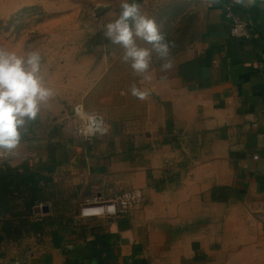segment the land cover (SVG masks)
<instances>
[{
    "label": "crops",
    "instance_id": "0c3cea01",
    "mask_svg": "<svg viewBox=\"0 0 264 264\" xmlns=\"http://www.w3.org/2000/svg\"><path fill=\"white\" fill-rule=\"evenodd\" d=\"M165 1L138 3L148 13ZM229 1L248 37H232L219 4L203 1L206 34L169 56L167 72L153 56L151 79L134 76L151 93L140 100L103 86L118 45L100 25L116 18L117 0H97L107 7L88 20L70 0H0V17L29 6L45 15L35 25L44 36L0 46L39 50L55 92L0 155V166L39 173L44 208L37 240L0 246V264H264V165L249 161L264 156V0ZM76 103L103 114L102 139L76 133ZM94 192L122 195L126 211L78 217Z\"/></svg>",
    "mask_w": 264,
    "mask_h": 264
},
{
    "label": "clouds",
    "instance_id": "9594fccd",
    "mask_svg": "<svg viewBox=\"0 0 264 264\" xmlns=\"http://www.w3.org/2000/svg\"><path fill=\"white\" fill-rule=\"evenodd\" d=\"M116 7V18L101 23L100 29L105 39L123 48V62L130 64L136 76L150 80L149 69L155 54L164 61L161 71H169L173 67L169 59L171 42L161 32L155 18L142 12L138 0H117ZM138 39L151 47L139 46ZM130 92L140 100L151 94L150 90L137 87L135 82ZM54 96V90L45 79L39 50L29 46L18 54L0 46V155L10 154L18 148L21 129L35 121L42 107Z\"/></svg>",
    "mask_w": 264,
    "mask_h": 264
},
{
    "label": "rangeland",
    "instance_id": "374dc122",
    "mask_svg": "<svg viewBox=\"0 0 264 264\" xmlns=\"http://www.w3.org/2000/svg\"><path fill=\"white\" fill-rule=\"evenodd\" d=\"M71 5L78 6L75 18H91V14L98 12L97 16L102 15L107 5L101 3L95 5L97 0H70ZM205 2V1H204ZM202 0H167L157 4V8L147 14L157 21L161 32L166 39L170 41V55L184 56L191 49L192 44L206 34L207 30V8L203 6ZM69 10V9H67ZM43 12L37 7L31 6L20 8L15 15L7 18L0 17V39L22 37L26 39L44 36L40 30L35 28L37 20L44 18ZM137 44L146 47V43L137 40ZM150 47V46H147ZM26 48V46H25ZM115 54L117 60L114 61L110 68L108 77L103 80V86L107 89H119L131 87L134 81V72L131 71L129 63L122 60L124 50L118 45ZM153 56L156 57L155 54ZM22 200V195L18 194ZM43 207H33L27 216L17 219L16 222L0 221V246L9 244H21L23 242L37 240L35 234L42 226V221H37ZM20 211V202L17 207H12L11 212Z\"/></svg>",
    "mask_w": 264,
    "mask_h": 264
},
{
    "label": "built area",
    "instance_id": "2783aa9c",
    "mask_svg": "<svg viewBox=\"0 0 264 264\" xmlns=\"http://www.w3.org/2000/svg\"><path fill=\"white\" fill-rule=\"evenodd\" d=\"M208 1V0H202ZM223 9L224 16L229 25V34L232 37H248V29L245 18L242 17V7L229 0H214ZM72 119L77 120L75 124L76 133L85 141L91 138L102 139L108 131V123L97 110L85 109L81 103H76L72 111ZM252 164L262 162L264 156L254 153L250 160ZM126 211V202L122 195L115 196L111 200H105L100 193L94 192L82 201L76 212L78 217L91 216H116Z\"/></svg>",
    "mask_w": 264,
    "mask_h": 264
},
{
    "label": "trees",
    "instance_id": "16d2710c",
    "mask_svg": "<svg viewBox=\"0 0 264 264\" xmlns=\"http://www.w3.org/2000/svg\"><path fill=\"white\" fill-rule=\"evenodd\" d=\"M40 175L29 169L26 164L0 166V221L16 222L27 216L33 207H36L43 196L39 186ZM22 195V200L18 196ZM20 202V211L11 212L12 207H17ZM194 246V245H193ZM195 258L197 255L195 254Z\"/></svg>",
    "mask_w": 264,
    "mask_h": 264
}]
</instances>
